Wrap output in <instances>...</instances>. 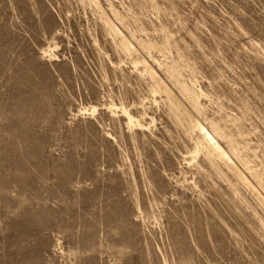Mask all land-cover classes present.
Returning a JSON list of instances; mask_svg holds the SVG:
<instances>
[{
    "label": "rangeland",
    "instance_id": "374dc122",
    "mask_svg": "<svg viewBox=\"0 0 264 264\" xmlns=\"http://www.w3.org/2000/svg\"><path fill=\"white\" fill-rule=\"evenodd\" d=\"M0 264H264V0H0Z\"/></svg>",
    "mask_w": 264,
    "mask_h": 264
},
{
    "label": "bare ground",
    "instance_id": "6f19581e",
    "mask_svg": "<svg viewBox=\"0 0 264 264\" xmlns=\"http://www.w3.org/2000/svg\"><path fill=\"white\" fill-rule=\"evenodd\" d=\"M116 30V29H115ZM120 33V32H119ZM147 63H145L146 65ZM147 67V65H146ZM145 69V68H144ZM148 69V68H147ZM161 82V81H160ZM198 126V124H197ZM199 132L205 141L220 155L225 156L227 152L224 150L223 146L221 145L220 141L216 137L214 133H212L204 124H199ZM201 144V143H200ZM241 172V171H240ZM245 177V176H243ZM242 177V178H243Z\"/></svg>",
    "mask_w": 264,
    "mask_h": 264
}]
</instances>
